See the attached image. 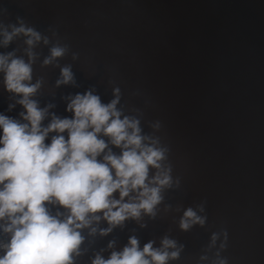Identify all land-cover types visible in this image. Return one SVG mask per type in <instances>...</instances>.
<instances>
[{
    "label": "water",
    "instance_id": "obj_1",
    "mask_svg": "<svg viewBox=\"0 0 264 264\" xmlns=\"http://www.w3.org/2000/svg\"><path fill=\"white\" fill-rule=\"evenodd\" d=\"M20 26L40 38L21 32L5 44V32ZM54 47L63 55L52 57ZM8 53L31 65L44 126L52 114L71 118L77 93L91 91L103 104L118 96L121 119L137 121L142 142L164 152L159 169L149 166V182L158 172L170 177L150 183L161 197L153 213L141 209L116 225L97 213L79 229L72 264L107 259L130 237L141 249L151 241L178 252L165 264H264V0H0V54ZM64 67L73 79L57 84ZM19 98L0 72V114L26 122ZM100 137L108 147L98 159L109 149L121 154ZM47 207L68 215L57 203ZM188 208L203 223L183 229ZM164 238L175 246L164 249Z\"/></svg>",
    "mask_w": 264,
    "mask_h": 264
},
{
    "label": "clouds",
    "instance_id": "obj_2",
    "mask_svg": "<svg viewBox=\"0 0 264 264\" xmlns=\"http://www.w3.org/2000/svg\"><path fill=\"white\" fill-rule=\"evenodd\" d=\"M21 32L40 38L31 28L14 27L12 33L5 32V44ZM27 43L31 45L33 40ZM51 53L59 57L64 49L54 47ZM11 55L0 54V72L6 90L20 97L17 103L24 111L19 115L26 122L0 114V230L10 234L8 242L0 244L4 249L0 264H72V253H78L83 240L79 229L93 218L99 220L97 213H103L111 225L128 216L138 218L141 209L153 213L161 197L160 188L150 183L168 185L170 177L158 172L149 182V166L159 169L164 152L142 142L137 121L121 119L118 96L103 104L91 91L77 93L66 108L72 117L52 114L44 126L47 109L31 98L39 82L30 83V63L21 58L9 60ZM61 74L63 80L57 84L72 81L70 67H64ZM13 107L10 104L9 110ZM50 132L57 134L45 143ZM101 133L121 148L120 155L109 149L98 159L108 147ZM117 191L119 199L113 196ZM132 193L135 195L130 196ZM125 197L131 202H125ZM51 203L63 206L68 215L61 219V213L50 214L47 205ZM192 220L203 223L188 208L181 228L187 229ZM170 246L175 242L164 238L162 247ZM170 257L177 258L178 252L153 248L151 241L141 249L139 241L130 237L122 251L111 252L107 259L97 254L92 264H165Z\"/></svg>",
    "mask_w": 264,
    "mask_h": 264
},
{
    "label": "built area",
    "instance_id": "obj_3",
    "mask_svg": "<svg viewBox=\"0 0 264 264\" xmlns=\"http://www.w3.org/2000/svg\"><path fill=\"white\" fill-rule=\"evenodd\" d=\"M9 239H10V234L3 233V231L0 230V244L7 243ZM2 255H4V249L0 247V256Z\"/></svg>",
    "mask_w": 264,
    "mask_h": 264
}]
</instances>
